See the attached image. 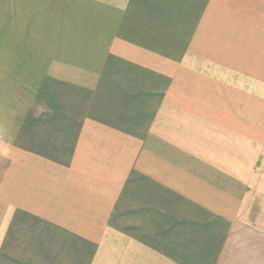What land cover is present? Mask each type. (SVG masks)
Listing matches in <instances>:
<instances>
[{"label": "crops", "instance_id": "crops-1", "mask_svg": "<svg viewBox=\"0 0 264 264\" xmlns=\"http://www.w3.org/2000/svg\"><path fill=\"white\" fill-rule=\"evenodd\" d=\"M19 4L91 56L9 128L0 264H264V0Z\"/></svg>", "mask_w": 264, "mask_h": 264}, {"label": "rangeland", "instance_id": "rangeland-1", "mask_svg": "<svg viewBox=\"0 0 264 264\" xmlns=\"http://www.w3.org/2000/svg\"><path fill=\"white\" fill-rule=\"evenodd\" d=\"M27 1L0 5V178L8 164L9 128L19 124L23 111L46 105V76L58 72L47 67H58L52 63L77 55L83 60L91 56L74 53L81 50L74 46V39L54 37L60 29L74 30V22L46 20L74 16L58 17L54 8L47 7L46 12V6L19 4Z\"/></svg>", "mask_w": 264, "mask_h": 264}]
</instances>
